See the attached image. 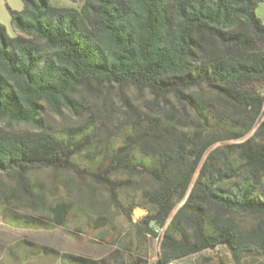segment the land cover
I'll list each match as a JSON object with an SVG mask.
<instances>
[{"label": "trees", "instance_id": "1", "mask_svg": "<svg viewBox=\"0 0 264 264\" xmlns=\"http://www.w3.org/2000/svg\"><path fill=\"white\" fill-rule=\"evenodd\" d=\"M22 1L20 12L7 6L19 34L10 37L0 24V174L17 186L2 204L11 207L23 189L48 204L51 220L62 227L74 216V202L45 203L32 190V171L92 177L113 194L133 185L123 174H142L155 182L136 193L146 203L136 202V195L116 199L129 225L139 227L129 243L135 240L138 254L146 231L158 238L159 264L210 250L229 254L222 264L264 258V219L242 230L228 217L264 216V143L247 137L254 126L264 134V23L256 15L264 0H85L80 10L49 0ZM90 84L131 86L166 105L173 98L193 119L184 123L174 109L154 115L126 102L133 114L125 130L90 118L60 133L46 130V109L78 117L90 112L79 97ZM202 88L214 97L196 92ZM15 124L36 130L10 131ZM209 129L238 142L212 148L220 137H203ZM104 130L118 141L101 148ZM138 207L147 214L136 224L132 214ZM22 222L44 227L40 219ZM108 226L101 217L93 229ZM51 253L43 247L28 257ZM64 258L68 264H120Z\"/></svg>", "mask_w": 264, "mask_h": 264}, {"label": "rangeland", "instance_id": "2", "mask_svg": "<svg viewBox=\"0 0 264 264\" xmlns=\"http://www.w3.org/2000/svg\"><path fill=\"white\" fill-rule=\"evenodd\" d=\"M49 1L56 7L77 10H80L85 3V0ZM7 6L20 12L24 9V3L22 0H0V24L5 27L7 34L13 37L19 32L13 26ZM256 15L264 23V2L258 5ZM196 92L206 97H214L206 88ZM79 97L91 109L87 115L78 117L68 110L55 113L46 109L43 114L45 129L53 133H60L71 127H76L90 118L98 125L107 122L110 128L119 125V130H125L128 128L127 121L133 114L131 110L127 109L126 102H131L140 111L154 115L155 112L165 114L167 110L174 109V111H178V116L184 117V123H190L189 121L193 119L192 114L183 111L173 98L170 99L167 106L163 101L155 99L148 91L138 90L131 86L121 89L115 85L97 87L90 84L81 88ZM8 129L12 132L36 130L28 124H15ZM202 134L203 137L212 141L220 137L219 142L212 148L238 142V140L229 139L225 135L219 134L215 129L204 130ZM247 137H254L257 142L264 143V134L258 132L257 126L252 128ZM99 140V145L103 148L108 143L110 144V141H118V137L104 130ZM231 160L235 165H239L241 162L235 153L231 155ZM123 177L133 181V185L131 182L129 187L126 186L123 190H118L113 194L107 187L96 183L92 177L82 179L77 174L53 169L32 171L28 176L32 190L41 195L45 199V203L66 199L74 202L76 206L71 221L65 226L58 227L51 220L48 204L43 206L40 202H36V198L27 194L23 189H18L19 197L13 199L14 204L11 207H5L2 200L6 196L9 197V194L17 186L10 175L0 174V264H68L64 258L66 254L81 255L92 259L107 258L113 263L120 264H136L137 261L139 264H159L158 238L149 236L145 231L146 246L143 247V252L138 254L135 251V240L133 244L129 243L139 227L129 225L116 201V199L136 195V202L146 203L143 196L139 197V194L136 193L153 188L155 182L149 176L142 174L125 173ZM226 187H231V185L226 184ZM146 214L145 208H136L132 214L133 222L138 224ZM24 217L40 219L44 223V227L24 226L22 222ZM101 217L108 220L109 226L101 232H97L93 227L95 220ZM228 217L233 218L242 230H251L264 219L262 215L246 213H231ZM118 232L122 235L115 241L114 238ZM43 247L54 251V253L28 257L29 252H38ZM127 248L133 251H129ZM139 259L142 262H139ZM229 259V254L224 251L210 250L175 264H222V261L227 262ZM242 264H264V258L246 259Z\"/></svg>", "mask_w": 264, "mask_h": 264}]
</instances>
